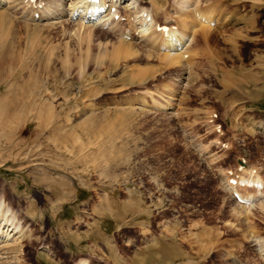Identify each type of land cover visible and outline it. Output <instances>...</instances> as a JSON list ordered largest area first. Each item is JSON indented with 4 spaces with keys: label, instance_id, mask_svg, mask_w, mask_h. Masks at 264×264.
<instances>
[{
    "label": "rangeland",
    "instance_id": "1",
    "mask_svg": "<svg viewBox=\"0 0 264 264\" xmlns=\"http://www.w3.org/2000/svg\"><path fill=\"white\" fill-rule=\"evenodd\" d=\"M84 1L0 0V264H264V0Z\"/></svg>",
    "mask_w": 264,
    "mask_h": 264
},
{
    "label": "bare ground",
    "instance_id": "2",
    "mask_svg": "<svg viewBox=\"0 0 264 264\" xmlns=\"http://www.w3.org/2000/svg\"><path fill=\"white\" fill-rule=\"evenodd\" d=\"M80 1V0H79ZM87 1V4L84 6V9H83V11L81 10V19H84L85 17H86V21H90V20H93L94 18H93V16H96V15H98L97 16V18L96 19H98V23H96V24H99V25H101V26H104V24L106 25V23L105 22H108V23H111L112 22V26H114L113 25V22L115 23L116 21V15H118V13H117V11L115 10V8H113V7H116L115 5H117L116 4V2L117 1H119V2H121L122 0H114V1H112L111 3H112V5H110L109 6V4L107 5H105V0H86ZM86 1H84V4H85V2ZM108 1V0H107ZM126 1H129V0H126ZM133 1V0H132ZM130 2L131 4L132 3H134V2H136L135 0H134V2ZM82 2V1H81ZM83 3V2H82ZM110 3V4H111ZM127 3V2H126ZM129 3V2H128ZM76 5V4H75ZM152 5V4H151ZM31 6L32 7H35V5H33L32 3H31ZM72 6H74V5H72ZM156 6V5H155ZM74 8V7H73ZM72 8V9H73ZM78 8V7H77ZM117 8V7H116ZM124 8V7H123ZM133 8V6H131L130 8H126V10H127V12H128V15H127V18H126V20H127V22H128V24L129 23H131V22H133L135 19H133V17L135 18V16H136V14L135 13H139L138 15H137V17H139L140 19H138V21L139 22H137V23H139V26L141 27L142 25H145V24H147L148 26H147V28H149L150 30H151V32L150 33H148L149 32V29H146L148 32V37H149V42L151 43V44H153L154 45V43L156 44V42L158 43L157 45L159 46V44H161V45H165L166 46V52L167 53H165L164 55H163V59H165V60H167L169 63H175V64H182V60H181V58L184 56L182 53H178L177 55H176V53H177V51H179V49H181L180 47V45H184V44H186L187 42H188V40L190 39L189 38V36H187V34H186V32H183L182 30L180 31H177L176 30V28L174 29L173 27H170V26H167L168 28H165L166 26H164V25H161L160 26V24H158V22L155 20V18H153V17H151V19L153 20L152 21V23L150 24V23H147L148 21H150V20H148L149 19V11L148 10H145L144 8H142V7H137L136 9H135V13H133L132 11H131V9ZM154 8V7H153ZM38 9L39 8H37L36 7V11H38ZM41 9H43V8H41ZM118 9V8H117ZM40 12H36V14L35 13H32L31 12V14H33V16L32 17H34V16H37L38 18H49V17H46V16H48V15H50L51 13L49 12V11H47V10H39ZM76 11V10H75ZM105 12V14H102V13H104ZM115 12V13H114ZM119 12V11H118ZM153 12H154V14L155 15H157V14H159V12H158V9H157V7L156 8H154L153 9ZM161 13V12H160ZM132 14H135V16H133ZM121 15V14H120ZM205 15V14H204ZM204 15H202L201 13L199 14L198 13V15H196L195 14V16H193V17H195V19L196 20H199V19H201L202 17L204 18V19H202V21H207V19H208V15H206V16H204ZM52 16V15H51ZM104 17H106L105 19H102V18H104ZM118 18H119V15H118ZM118 18H117V20H118ZM120 19V18H119ZM170 19V18H169ZM121 20V19H120ZM165 20V19H164ZM194 21L192 24L191 23H189L188 24V22H187V27L188 26H190L191 25V27H192V25H194V26H197V25H199L200 23L198 22V23H196L197 21ZM200 21V20H199ZM208 21H210V20H208ZM95 22V21H94ZM118 22V21H117ZM136 22V21H135ZM143 22H146V23H143ZM134 23V22H133ZM207 23V22H206ZM136 24V23H135ZM150 24V25H149ZM209 24V23H208ZM110 25V24H109ZM130 25V24H129ZM138 25V24H137ZM136 27V25H132V27L130 28V29H132V28H135ZM176 27V26H175ZM113 28H115V27H113ZM161 28H163V29H161ZM190 28V27H189ZM195 28V27H194ZM187 29V28H186ZM112 30V29H111ZM135 30V29H134ZM145 30V29H144ZM144 30H142L143 32H145ZM236 31V30H235ZM200 32V31H199ZM121 33V32H120ZM117 34V33H116ZM123 34H126V33H124L123 32ZM134 34V33H133ZM153 41H154V43H153ZM187 41V42H186ZM120 43L118 44L119 46H118V49H122V48H124V47H127L128 45H131L130 43H125L124 41H119ZM146 43H148V41L146 42ZM148 45V44H147ZM152 45V46H153ZM188 46V45H187ZM128 47H130V46H128ZM132 47V46H131ZM185 47H186V45H185ZM183 48H184V46H183ZM188 48V47H187ZM155 49V48H154ZM173 50H175L176 52H170V51H173ZM120 51V50H119ZM118 51V52H119ZM181 52V51H180ZM183 52V51H182ZM183 55V56H182ZM182 56V57H181ZM240 84V83H239ZM169 104H170V102H169ZM166 105H168V103L166 104ZM165 105V106H166ZM163 107H164V105H163ZM168 107V106H167ZM242 180V179H241ZM244 181H246L245 179H243ZM249 182V181H248ZM236 196H237V198H239V199H242L244 202H245V204L248 202V201H250V199L249 198H245V197H243V195L241 194H236ZM247 197V196H246ZM250 204V203H249ZM8 211V210H7ZM7 213V212H6ZM2 215H5V214H2ZM8 215V214H7ZM9 215H10V213H9ZM13 215V214H12ZM2 217V216H1ZM4 217V216H3ZM12 217V216H11ZM6 218V217H5ZM9 219H11V218H9ZM12 220V219H11ZM9 221V220H8ZM12 221H14V220H12ZM9 224V223H8ZM13 224V223H12ZM15 224V223H14ZM14 224H13V226H14ZM17 227H18V225H16L15 224V227H14V229H17ZM13 229V228H12ZM15 231V230H14ZM7 232V231H6ZM13 232V231H12ZM20 231H18V230H16L15 231V233H19ZM1 234V233H0ZM7 235V234H6ZM9 235V234H8ZM11 236V235H10ZM16 238V237H15ZM9 240V239H8ZM15 240V239H14ZM19 243V242H18ZM17 244V243H16ZM20 256H21V254H20ZM79 264H83L82 263V260L79 262Z\"/></svg>",
    "mask_w": 264,
    "mask_h": 264
}]
</instances>
